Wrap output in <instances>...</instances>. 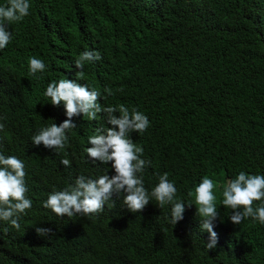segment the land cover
Listing matches in <instances>:
<instances>
[{
    "label": "trees",
    "instance_id": "16d2710c",
    "mask_svg": "<svg viewBox=\"0 0 264 264\" xmlns=\"http://www.w3.org/2000/svg\"><path fill=\"white\" fill-rule=\"evenodd\" d=\"M29 3L30 14L8 26L12 39L0 49V153L24 162L32 207L20 230L0 220V264H264V224L251 217L233 224L222 205L224 186L240 171L264 174V0ZM84 51L102 59L85 65L79 83L100 90L102 105L137 108L150 120L131 138L151 161L143 173L148 191L167 173L185 202L175 225L171 204L154 198L133 213L114 196L103 212L72 218L43 206L94 166L114 174L85 151L87 138L109 127L103 113L73 117L77 127L62 151L32 143L41 128L67 118L63 102L53 106L44 92L51 81L76 79L75 58ZM30 57L42 59L45 71L30 74ZM204 176L216 185L220 213L211 250L195 204ZM36 227L54 232L41 237Z\"/></svg>",
    "mask_w": 264,
    "mask_h": 264
},
{
    "label": "clouds",
    "instance_id": "9594fccd",
    "mask_svg": "<svg viewBox=\"0 0 264 264\" xmlns=\"http://www.w3.org/2000/svg\"><path fill=\"white\" fill-rule=\"evenodd\" d=\"M29 0H8L0 6V49L7 47L12 39L9 25L22 21L28 16ZM102 59L98 51H84L75 58L76 79H60L48 83L44 96L53 106L64 104L66 119L61 123H52L41 128L32 137L33 145L62 151L69 143L68 132L77 127L73 117L82 115V119L95 120L98 114H104L109 127L103 123L86 140L87 159L110 164L114 174H107L108 167L100 174V166L92 167L88 177L80 175L74 184L60 191H53L43 202L45 208L51 209L58 216L72 218L77 215H92L104 211L105 204L120 198L128 210L142 212L154 198L160 207L171 204V222L175 225L184 218L185 202L176 199L177 188L170 181L168 174L159 176V182L151 192L144 186L143 173L151 164L143 157V147L133 142L131 133H143L150 126L147 115L137 108L124 104L104 106L100 102L104 96L95 87L79 83L84 79L83 69L87 63ZM29 73L35 75L44 72L46 64L42 59L30 57ZM104 93L113 95L111 88ZM3 125H0L2 128ZM70 166L64 158L60 161ZM24 162L15 155L5 156L0 153V220L9 222L20 230L19 220L26 210L32 207V200L27 198L28 187L25 181ZM213 179L204 176L195 187V204L201 217L200 227L209 233L206 248L214 249L218 243V234L214 231L215 222L220 216L217 210ZM222 205L232 209L229 219L233 224H240L244 219L264 224V203L254 207V201H264V174H251L240 171L231 179L222 191ZM189 206L191 204H188ZM7 231V229H5ZM38 236H50V227H36Z\"/></svg>",
    "mask_w": 264,
    "mask_h": 264
}]
</instances>
